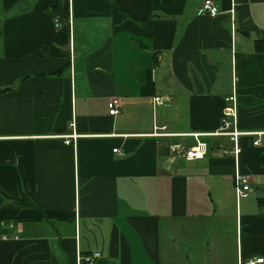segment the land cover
Masks as SVG:
<instances>
[{
    "label": "crops",
    "instance_id": "crops-1",
    "mask_svg": "<svg viewBox=\"0 0 264 264\" xmlns=\"http://www.w3.org/2000/svg\"><path fill=\"white\" fill-rule=\"evenodd\" d=\"M205 1L0 0V264L264 260V0Z\"/></svg>",
    "mask_w": 264,
    "mask_h": 264
},
{
    "label": "built area",
    "instance_id": "built-area-1",
    "mask_svg": "<svg viewBox=\"0 0 264 264\" xmlns=\"http://www.w3.org/2000/svg\"><path fill=\"white\" fill-rule=\"evenodd\" d=\"M201 13L203 15L212 16L215 17L220 14L219 6L214 2V0H206L204 4L201 7ZM56 26H59V23L56 21ZM228 106L225 108L220 128L218 132H216L215 136H226L231 139L233 142V154L235 158H237L241 152L240 149V143L239 139L243 135H248L245 133H241L237 130L238 125V116H237V106H236V100L234 97H230L227 99ZM163 100L162 98H155L154 99V106H162ZM119 108L120 103L118 100L113 99L109 103V114L111 116H117L119 114ZM74 126V124H73ZM258 137L257 140H254L253 145L254 146H260L261 145V137L263 136V133L256 134ZM195 139H199V135L194 136ZM70 139L76 140L77 136L76 134L69 137ZM67 144H70V141L68 140L66 142ZM118 150H114V152H117ZM208 152V145L204 142L197 141V145L190 148L189 150H185L182 154V157L187 161H193L197 159H202L207 155ZM234 183H235V192L237 200L240 201L242 198H246L249 196V194L252 192L251 189V182L250 178L244 174H241L239 171V168H235L234 172ZM17 239V238H16ZM2 240H7L6 236H2ZM102 258V255L100 253H93L89 256L80 257V261H84L87 264H95L98 260ZM264 260L263 258H255L248 261H241L239 264H263Z\"/></svg>",
    "mask_w": 264,
    "mask_h": 264
},
{
    "label": "trees",
    "instance_id": "trees-1",
    "mask_svg": "<svg viewBox=\"0 0 264 264\" xmlns=\"http://www.w3.org/2000/svg\"><path fill=\"white\" fill-rule=\"evenodd\" d=\"M60 6H54V7H50L48 8V11L50 12V14L53 16V17H57V10ZM259 204H260V207L264 208V198L263 199H260L259 200Z\"/></svg>",
    "mask_w": 264,
    "mask_h": 264
},
{
    "label": "rangeland",
    "instance_id": "rangeland-1",
    "mask_svg": "<svg viewBox=\"0 0 264 264\" xmlns=\"http://www.w3.org/2000/svg\"><path fill=\"white\" fill-rule=\"evenodd\" d=\"M235 157V156H234Z\"/></svg>",
    "mask_w": 264,
    "mask_h": 264
}]
</instances>
